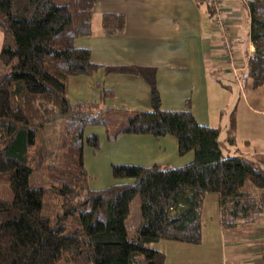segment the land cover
Here are the masks:
<instances>
[{
    "label": "trees",
    "instance_id": "trees-1",
    "mask_svg": "<svg viewBox=\"0 0 264 264\" xmlns=\"http://www.w3.org/2000/svg\"><path fill=\"white\" fill-rule=\"evenodd\" d=\"M96 1L0 0V64L8 69L0 78V183L6 182L13 196L12 201L0 199V264H165V254L151 245H199L206 195L217 196L224 230L253 224L264 210V156L255 161L225 157L217 129L199 125L188 110L163 111L154 68L101 67L87 49L76 47L77 39L92 33ZM215 1L221 15L220 1ZM207 5L213 21V1ZM247 8L254 53L245 76L253 89L264 88V0H247ZM99 24L103 33L118 34L124 18L104 14ZM214 31L227 68L223 37ZM227 35L235 61L228 27ZM99 70L141 79L149 87L150 110L106 108L113 96L110 90H102L98 102L70 103L68 80L91 77ZM108 117L124 121L112 129V136ZM59 121L66 126L60 164L54 166L49 164L43 130ZM93 125L103 126L108 140L170 136L178 155L192 153L193 161L177 168L114 165L113 178L124 183L90 190L84 148L99 146L96 134L85 135ZM228 142L232 144V135ZM32 175L45 186L31 187ZM245 183L256 191H244ZM45 197L59 205L55 217L43 216ZM136 197L140 221L128 229L125 222Z\"/></svg>",
    "mask_w": 264,
    "mask_h": 264
},
{
    "label": "crops",
    "instance_id": "crops-1",
    "mask_svg": "<svg viewBox=\"0 0 264 264\" xmlns=\"http://www.w3.org/2000/svg\"><path fill=\"white\" fill-rule=\"evenodd\" d=\"M219 1L240 65L236 78L224 65L207 0H97L92 33L77 39L75 45L87 49L92 62L101 67L154 68L163 111L188 110L199 125L218 130L223 156L255 161L264 156V88L253 89L245 76L246 63L254 53L247 0ZM104 14L121 15L123 31L103 33L99 21ZM102 90L113 92L106 108L128 113L150 110L146 83L132 76H108L103 70L91 77L69 79L66 96L72 104L93 103L99 101ZM231 135L232 144L228 142ZM108 141L110 154L132 160L134 166L177 168L193 161L192 153L178 155L176 140L170 136L121 135ZM216 214L217 222L212 226L213 222L206 227L201 221V244L206 235L209 248L218 245L222 264H264L262 226L255 221L224 230L218 205Z\"/></svg>",
    "mask_w": 264,
    "mask_h": 264
},
{
    "label": "rangeland",
    "instance_id": "rangeland-1",
    "mask_svg": "<svg viewBox=\"0 0 264 264\" xmlns=\"http://www.w3.org/2000/svg\"><path fill=\"white\" fill-rule=\"evenodd\" d=\"M2 42V36L0 35V46ZM234 59V58H233ZM233 64L236 67L234 70L238 71L240 69V65L236 63V60L233 61ZM239 68V69H238ZM228 69V68H226ZM240 71V70H239ZM8 72V69H5L0 64V78L4 76ZM231 72V71H230ZM236 78L235 74L237 73L231 72ZM108 117V126L109 136H112V129L120 126L122 127L124 121L113 120L114 117ZM66 124L65 121H59L56 124L47 125L43 130V137L46 143V151L49 155V164L58 166L60 163L58 161V156L60 155L59 146L61 142V138L64 132ZM96 134L99 139V146L96 150H91L88 147L84 148V167L88 175V187L90 190L99 191L110 187L115 184H122L124 181L115 180L112 176L111 167L114 165H130L135 164L132 160H123L112 153L108 152V144L110 143L107 138L106 129L100 125L88 126L85 129V135ZM134 162V163H133ZM138 164L141 162L138 161ZM30 186L36 188H43L45 186L44 180L39 176L32 175L30 180ZM243 190L246 192H253L256 189L250 184L245 183ZM0 199L5 201H12L13 196L8 188L6 182L0 183ZM218 205V198L216 195H206L203 205H202V219L201 221L205 222V226L207 227L209 223L212 226L216 224V210ZM129 217L125 222L126 228H130L133 225L139 223L140 221V213H139V199L136 197L129 206ZM60 207L57 204L55 198L45 197L43 202V216H52L55 217L58 213H60ZM219 222H220V213H219ZM221 224V223H220ZM256 224L262 226L259 229L264 230V210L261 216L256 220ZM209 225V227H210ZM205 227V229H206ZM262 238L264 239V233H262ZM264 245V243H263ZM208 243L205 241L197 246H190L186 248V244H180L175 242H166L160 241L159 243H154L151 245V248L154 250L161 251L165 254V264H222L221 259V249L217 245V248L214 249L213 245L208 247ZM261 250L264 251V246L261 247ZM209 252L211 254L209 255ZM180 256L182 258H180ZM259 258H262V255L259 253ZM257 258V256H255ZM188 259V262L185 260ZM258 259V258H257ZM184 261V262H183Z\"/></svg>",
    "mask_w": 264,
    "mask_h": 264
},
{
    "label": "built area",
    "instance_id": "built-area-1",
    "mask_svg": "<svg viewBox=\"0 0 264 264\" xmlns=\"http://www.w3.org/2000/svg\"><path fill=\"white\" fill-rule=\"evenodd\" d=\"M212 1H213V5L215 7L212 25H213V27L215 29H218L220 31V33H221V35L223 37L222 47L228 53V56H227V63H228L227 68L230 71H232L234 73H237V71L234 70V68L236 69L237 66H235L233 64L234 54L231 51L232 41L227 35V26L225 24V21L221 18L220 10H218L217 5H215L216 1L215 0H212ZM233 66H234V68H233ZM263 262H264V255H263Z\"/></svg>",
    "mask_w": 264,
    "mask_h": 264
}]
</instances>
